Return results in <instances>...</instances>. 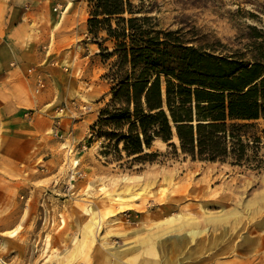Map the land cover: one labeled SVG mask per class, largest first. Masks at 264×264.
<instances>
[{
	"label": "rangeland",
	"instance_id": "1",
	"mask_svg": "<svg viewBox=\"0 0 264 264\" xmlns=\"http://www.w3.org/2000/svg\"><path fill=\"white\" fill-rule=\"evenodd\" d=\"M127 1L139 12L135 17L182 30L196 46L222 42L239 49L248 43L249 26H264V0ZM105 38L103 32L100 43L112 52L115 44ZM95 50L93 65L107 86L104 108L110 100L104 78L116 58L105 61L100 47ZM95 143V169L84 164L78 171L87 149L77 150L57 176L35 180L33 191L16 199L15 212L0 217V264H96L105 257L98 250L130 249L129 264L151 258L158 264H264V171L193 160L176 139L177 149L157 141L146 153L159 156L147 163L125 152L119 160L113 150L105 158V140ZM71 196L73 205H64ZM250 225L262 228L248 231ZM191 230L198 231L193 242Z\"/></svg>",
	"mask_w": 264,
	"mask_h": 264
},
{
	"label": "trees",
	"instance_id": "2",
	"mask_svg": "<svg viewBox=\"0 0 264 264\" xmlns=\"http://www.w3.org/2000/svg\"><path fill=\"white\" fill-rule=\"evenodd\" d=\"M89 35L103 59L116 58L105 79L110 100L91 127L101 155L122 152L154 162L157 141L193 160L264 171V26H249L239 49L222 42L196 46L182 30L159 29L135 17L127 0H89ZM104 41L115 44L103 48ZM122 146V148H120Z\"/></svg>",
	"mask_w": 264,
	"mask_h": 264
},
{
	"label": "crops",
	"instance_id": "3",
	"mask_svg": "<svg viewBox=\"0 0 264 264\" xmlns=\"http://www.w3.org/2000/svg\"><path fill=\"white\" fill-rule=\"evenodd\" d=\"M88 11L89 0H0V217L15 212L35 180L57 176L77 150L87 149L78 171L96 167L90 155L97 142L85 143L107 86L93 65L99 50ZM62 203L72 206L73 197ZM131 250H98L105 257L96 264H129Z\"/></svg>",
	"mask_w": 264,
	"mask_h": 264
},
{
	"label": "bare ground",
	"instance_id": "4",
	"mask_svg": "<svg viewBox=\"0 0 264 264\" xmlns=\"http://www.w3.org/2000/svg\"><path fill=\"white\" fill-rule=\"evenodd\" d=\"M224 220V219H223ZM262 226H263V224H262ZM262 226H256V225H250L249 227H247V229H248V231L249 230H256V229H261L262 228ZM223 230L224 231H227V230H229V229H227L226 227H223ZM230 230H232V229H230ZM197 232L198 231H196V230H191V232H190V234H191V238H192V242L194 241V236L197 234ZM206 233H207V229H206ZM232 237V236H231ZM234 237V236H233ZM262 243H263V246H264V241H262Z\"/></svg>",
	"mask_w": 264,
	"mask_h": 264
}]
</instances>
